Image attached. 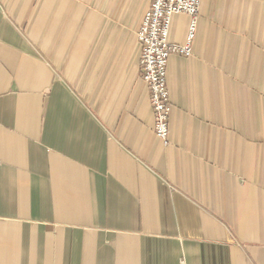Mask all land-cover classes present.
<instances>
[{"label":"crops","instance_id":"1","mask_svg":"<svg viewBox=\"0 0 264 264\" xmlns=\"http://www.w3.org/2000/svg\"><path fill=\"white\" fill-rule=\"evenodd\" d=\"M151 1L0 0V264H264V0H202L167 144Z\"/></svg>","mask_w":264,"mask_h":264},{"label":"built area","instance_id":"2","mask_svg":"<svg viewBox=\"0 0 264 264\" xmlns=\"http://www.w3.org/2000/svg\"><path fill=\"white\" fill-rule=\"evenodd\" d=\"M202 0H152L137 32L140 44V62L144 80L149 85L151 104L155 113V133L169 143L173 105L167 85V68L173 53L193 54L195 36ZM190 16L188 38L184 44L170 39L173 18L176 14Z\"/></svg>","mask_w":264,"mask_h":264}]
</instances>
